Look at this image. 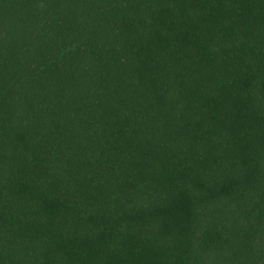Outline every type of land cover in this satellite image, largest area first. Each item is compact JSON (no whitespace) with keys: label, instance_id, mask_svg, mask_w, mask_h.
<instances>
[{"label":"trees","instance_id":"16d2710c","mask_svg":"<svg viewBox=\"0 0 264 264\" xmlns=\"http://www.w3.org/2000/svg\"><path fill=\"white\" fill-rule=\"evenodd\" d=\"M0 264H264V0H0Z\"/></svg>","mask_w":264,"mask_h":264}]
</instances>
